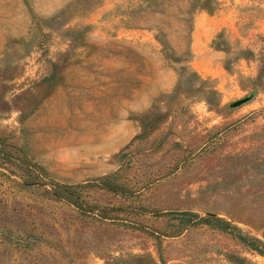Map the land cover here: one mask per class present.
<instances>
[{"label":"rangeland","instance_id":"374dc122","mask_svg":"<svg viewBox=\"0 0 264 264\" xmlns=\"http://www.w3.org/2000/svg\"><path fill=\"white\" fill-rule=\"evenodd\" d=\"M195 9L0 0V264H264L168 215L264 244V0Z\"/></svg>","mask_w":264,"mask_h":264},{"label":"trees","instance_id":"16d2710c","mask_svg":"<svg viewBox=\"0 0 264 264\" xmlns=\"http://www.w3.org/2000/svg\"><path fill=\"white\" fill-rule=\"evenodd\" d=\"M151 0H144V3L149 4ZM193 6L195 5L196 9L195 10H203L206 12H211L213 9V0H191ZM195 3V4H194ZM7 154L3 152V150H0V159L4 160L6 159ZM8 159V158H7ZM53 190V195L59 200H64L74 207H76L78 210H82V206L80 203V200L78 197L74 196L73 193L68 192L67 190L61 188V187H55L52 188ZM108 212L107 210H105ZM111 211V210H109ZM175 216L176 219L180 221V223L185 224V225H195L198 224L200 221L212 225V226H217L219 227L220 230L224 232H228L235 236L244 246H247L250 248L252 251L256 252L260 256H264V244L261 243V241L257 239H252L247 236L241 235L235 231L236 228L231 226L230 224H227L224 221L218 220V219H213L208 221V219H199L197 215L191 213V212H179L177 214H168ZM104 219L107 217L100 216ZM215 223V224H213Z\"/></svg>","mask_w":264,"mask_h":264}]
</instances>
